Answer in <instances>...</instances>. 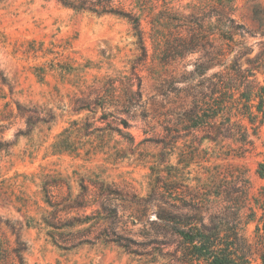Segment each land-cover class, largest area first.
I'll return each mask as SVG.
<instances>
[{"label":"rangeland","instance_id":"1","mask_svg":"<svg viewBox=\"0 0 264 264\" xmlns=\"http://www.w3.org/2000/svg\"><path fill=\"white\" fill-rule=\"evenodd\" d=\"M111 4L139 17L144 54L122 18L75 12L57 0H0V264H187L174 229L208 225L215 214L259 249L264 119L254 130L234 107V139L208 141L185 117L204 80L193 74L202 53L164 62L161 50L183 18L202 7H231L250 33L235 37L248 51L233 67L230 45L226 65L206 77L248 69L255 94L264 86V0ZM113 88L114 96L139 93L125 113L117 99L98 100ZM78 102L89 109L78 111ZM245 130L251 146L243 152ZM218 176L238 203L234 215L221 199L202 202L205 183ZM47 192L55 208L44 202Z\"/></svg>","mask_w":264,"mask_h":264},{"label":"trees","instance_id":"2","mask_svg":"<svg viewBox=\"0 0 264 264\" xmlns=\"http://www.w3.org/2000/svg\"><path fill=\"white\" fill-rule=\"evenodd\" d=\"M57 2L75 12L89 11L96 15H113L126 20L132 35L137 40L139 49L144 54L143 33L138 16L114 9L111 0H57ZM227 7L224 4L202 7L203 9H198L195 14L183 18L177 37L172 43L163 42L161 50V59L164 62L175 61L196 52L202 53L194 64L193 74L202 77L204 80L193 91L192 105L185 112V117L193 123L191 129L202 131L205 134L204 137L213 143L230 137L234 139L236 129L232 124L234 122H230L232 119L231 109L234 107H236L237 112L233 115L246 118L254 130L264 119V86L258 87L255 94L251 93L252 84L248 81V77H250L248 69L237 70V77L229 75L230 78L225 76L216 78L217 74L206 77L209 70L226 65L224 62L227 54L226 49L230 45L236 48L233 54V67L237 66L236 60L248 51L246 43L235 40V37L240 31L248 35L250 33L242 25L236 23L231 16L232 8L229 7L228 11ZM248 63L251 64L250 61ZM231 70L234 69L231 68ZM115 92L116 90L113 88V91L98 98V100L108 103L112 99H117L122 113L132 107L137 100L136 98L139 97L138 91H129L114 96ZM235 94L239 95L237 99L239 103L233 106V102L230 100ZM255 100L257 102L254 105L251 102ZM78 104V111L89 109L88 104L80 105V102ZM239 105H241L240 108ZM121 123L124 128H127L125 121H121ZM246 131L242 132V136L239 137L244 146L243 152L247 151V146H251ZM256 174L260 178H264V163L258 164ZM223 179V177L219 179L218 176V180L212 179L205 183L206 188H203L205 198L202 199V202L208 204L212 198L221 199L227 202V210H232L238 203L232 197L229 187L222 183ZM247 185L248 182L245 180L243 192L240 191L243 197L239 201L244 205L247 201ZM165 186L167 187V184ZM167 188L169 191L172 190V188ZM255 201L261 211L255 227L259 240L257 245H260L259 249H254L251 244L240 237L236 228L229 227L230 224L224 214H215L209 219L208 225L199 222L189 228H186L185 224L176 226L174 233L178 235L181 241L183 262L187 264H251L254 255H257V264H264V189L260 191L259 197ZM44 202L50 208L58 206V204L51 203L48 192ZM69 208L65 206L63 209ZM232 212L233 210L231 214L234 215ZM248 217L252 220L256 217L254 210L250 209ZM42 223L50 226L44 218H42ZM109 241L115 245H120L117 240ZM16 253L21 262L20 250L16 249Z\"/></svg>","mask_w":264,"mask_h":264}]
</instances>
